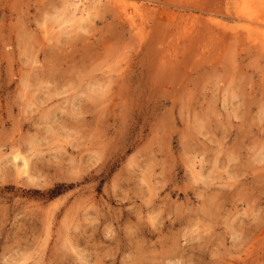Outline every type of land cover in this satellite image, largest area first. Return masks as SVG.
I'll list each match as a JSON object with an SVG mask.
<instances>
[{
	"label": "rangeland",
	"instance_id": "rangeland-1",
	"mask_svg": "<svg viewBox=\"0 0 264 264\" xmlns=\"http://www.w3.org/2000/svg\"><path fill=\"white\" fill-rule=\"evenodd\" d=\"M191 1L0 0V264H264L255 3Z\"/></svg>",
	"mask_w": 264,
	"mask_h": 264
},
{
	"label": "bare ground",
	"instance_id": "bare-ground-1",
	"mask_svg": "<svg viewBox=\"0 0 264 264\" xmlns=\"http://www.w3.org/2000/svg\"><path fill=\"white\" fill-rule=\"evenodd\" d=\"M179 1V0H178ZM191 1V0H190ZM202 1V0H201ZM204 1V0H203ZM210 1V0H208ZM214 1V0H213ZM251 1V0H249ZM103 2V0H102ZM192 2V1H191ZM245 2V0L243 1ZM253 2V0H252ZM101 3V0H67L66 2V6L69 7V11H71V13H67L68 16H65L63 18H59L58 22H56L57 27H54L53 29L59 28L61 29L60 32H64V31H75V30H85L88 28L89 25H91L93 23V10H95ZM180 3V2H179ZM182 3V2H181ZM186 2H183V5ZM199 4V2H197ZM204 3V2H203ZM254 6L247 11L246 15L244 16L249 22H251L253 24V28L251 29L252 31H250L251 34H248V36H254L251 41H254V47L259 46L261 48L260 51H262L261 53H264V44H262V46L260 44H256L255 40L257 41V38L261 35L264 36V0H254ZM121 5L120 7V15L121 17H123L124 19L127 17L128 12L127 9L125 7H127V4L124 3H120ZM63 5V4H62ZM182 5V4H181ZM187 6L186 4L184 5V7ZM189 6V5H188ZM193 8V5H190ZM133 7H135V5H133ZM141 7V6H140ZM182 7V6H181ZM199 7V5H195L194 4V8ZM203 7V5H202ZM201 8V6H200ZM65 9V8H64ZM199 9V8H198ZM62 11V10H61ZM119 11V10H118ZM244 11V10H243ZM246 11V10H245ZM241 12V10H240ZM181 14V13H180ZM245 13H243L244 15ZM178 16V15H177ZM127 19V18H126ZM175 19V18H174ZM183 20V19H182ZM55 21V20H53ZM135 19L133 17L128 18V22L131 25H134L135 27ZM178 21V20H177ZM175 22V21H174ZM184 23V22H183ZM173 24V23H172ZM183 26V25H182ZM137 27V26H136ZM133 28V27H132ZM172 28V27H171ZM178 28V27H177ZM187 28V27H186ZM178 30V29H177ZM68 31V32H69ZM182 31V30H181ZM71 32V33H72ZM185 32V31H184ZM216 32V31H215ZM78 33V32H77ZM76 35V34H75ZM172 35V34H171ZM184 35V34H183ZM215 35V34H214ZM218 36V35H217ZM243 36V35H242ZM175 37V36H174ZM247 37V36H246ZM264 39V38H263ZM172 40V38H171ZM177 40V39H176ZM262 42H264L263 40H261ZM170 42V41H169ZM261 42V43H262ZM247 43V42H246ZM252 44V43H251ZM253 46V44H252ZM258 47V48H259ZM166 52V51H165ZM174 52V51H173ZM262 55V54H261ZM166 59V58H165ZM165 63V62H164ZM17 158H19V154L14 156V159L16 160ZM27 158V157H26ZM26 158H19V161H21L22 165L20 167H18V164L16 163V167L17 168V172H20L19 174H29V163L28 160ZM21 159V160H20ZM17 162V161H16ZM15 166V165H14ZM140 254V253H139Z\"/></svg>",
	"mask_w": 264,
	"mask_h": 264
}]
</instances>
